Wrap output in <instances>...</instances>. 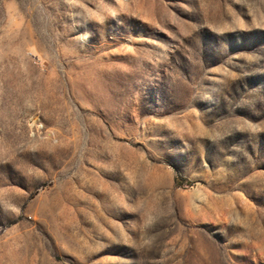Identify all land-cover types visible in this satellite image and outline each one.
<instances>
[{"label":"rangeland","instance_id":"rangeland-1","mask_svg":"<svg viewBox=\"0 0 264 264\" xmlns=\"http://www.w3.org/2000/svg\"><path fill=\"white\" fill-rule=\"evenodd\" d=\"M0 264H264V0H0Z\"/></svg>","mask_w":264,"mask_h":264}]
</instances>
